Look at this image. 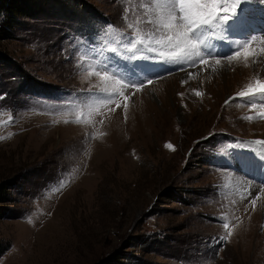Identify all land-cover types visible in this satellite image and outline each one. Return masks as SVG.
Returning a JSON list of instances; mask_svg holds the SVG:
<instances>
[{
  "label": "rangeland",
  "instance_id": "rangeland-1",
  "mask_svg": "<svg viewBox=\"0 0 264 264\" xmlns=\"http://www.w3.org/2000/svg\"><path fill=\"white\" fill-rule=\"evenodd\" d=\"M40 1L0 37V191L7 184L0 241L8 244L0 264H105L116 257L124 264H264V187L230 164L238 156L246 169L256 162L229 151L225 138L264 141V115L238 95L264 82V63L250 64L247 55L264 37L232 54L225 70L210 72L205 56L227 58L208 52L215 30L200 25L190 39L202 58L184 65L168 58L167 68L158 57H130V71L118 66L121 75L112 73V54L168 47L150 27L159 23L151 8L142 0H62L69 14L54 0ZM204 9L193 3L194 12ZM163 18L161 25L176 26ZM94 23L104 33L88 44L78 33ZM136 41L144 43L133 49ZM83 53L95 54L98 65ZM118 78L147 82L126 93Z\"/></svg>",
  "mask_w": 264,
  "mask_h": 264
},
{
  "label": "snow or ice",
  "instance_id": "snow-or-ice-1",
  "mask_svg": "<svg viewBox=\"0 0 264 264\" xmlns=\"http://www.w3.org/2000/svg\"><path fill=\"white\" fill-rule=\"evenodd\" d=\"M186 2V0H175V3L171 5L172 8V13H174L177 9L182 13L179 19V24L184 25L185 23L187 24V29L186 31L182 34V37H177V36H168L166 45L168 47H176V48H181L182 45H185V50L182 51L181 54H173V53H168L166 56L160 55V58H171L176 64L178 65H184L187 64L189 60H192L193 57L196 58H202V54L199 50L198 47V42L194 39H190L191 33L195 28H197L200 25H206V24H213V22H218V21H225L228 20L231 15L235 14V10L233 9L231 12H229L228 9L226 8H221L218 6L219 0H211L212 4V11H207L206 14L198 19H192L190 16L187 14V9L183 7V4ZM239 2V0H238ZM170 13L171 19L175 20L176 17ZM167 28H171L172 25H162ZM185 41H188L187 44H185ZM137 43L143 44V41H136L132 44V48L136 49ZM157 44H164L165 42L163 41H156ZM144 51H150V52H157L156 48H151V49H143ZM262 53H264V49L261 50ZM241 55L240 52H236L235 56L239 57ZM247 55H253V53L248 52ZM234 59L233 56H228L227 60L231 61ZM195 61L193 60V63ZM204 63H207V61H203ZM216 64L220 65L221 61L219 59L216 60ZM152 81H148V83H151ZM143 85H141L142 87ZM135 87V86H133ZM113 94H119V93H109V96ZM257 94H264V82H260L259 80L257 81V84L255 86H249V89L247 91H242L238 93L240 97H253ZM179 95H183L182 93ZM197 96L200 95L199 92L196 93ZM227 103V101H226ZM253 143H264V141H253ZM168 147H172L171 144L168 145ZM251 203L254 205L256 203L255 199L251 200ZM229 227L228 224H224V228L227 229ZM231 233L228 234V236H223L221 237L222 241H227Z\"/></svg>",
  "mask_w": 264,
  "mask_h": 264
},
{
  "label": "trees",
  "instance_id": "trees-1",
  "mask_svg": "<svg viewBox=\"0 0 264 264\" xmlns=\"http://www.w3.org/2000/svg\"><path fill=\"white\" fill-rule=\"evenodd\" d=\"M57 2V4L61 7H64L65 12L71 14L74 11H70L69 9H66L65 7L66 3L62 0H54ZM41 1L40 0H0V37L6 36L9 34V27L14 24L17 15H27L32 14L33 10L39 7L38 5ZM93 9V8H92ZM98 11V10H97ZM94 10V12H97ZM6 187L7 184L2 187V191H0V200L6 198ZM7 242L0 241V254L4 251V249L7 247ZM127 253V252H124ZM119 255H125V254H119ZM117 258V257H116ZM116 258H113V260H107L105 261V264H124V261L122 260H116ZM134 260V262L140 261ZM142 264H149V263H143Z\"/></svg>",
  "mask_w": 264,
  "mask_h": 264
},
{
  "label": "bare ground",
  "instance_id": "bare-ground-1",
  "mask_svg": "<svg viewBox=\"0 0 264 264\" xmlns=\"http://www.w3.org/2000/svg\"><path fill=\"white\" fill-rule=\"evenodd\" d=\"M254 41L255 40H253L249 45H251V44H253L254 43ZM249 45H247L246 47H248ZM246 47H244V49L246 48ZM262 49H264V41L263 42H261V43H259L256 47H255V50H252V51H249V52H251V53H253V55H249V62H250V64L254 61V63H259V62H263L264 63V53H262L261 52V50ZM241 52L243 51V50H240ZM240 51H238V52H240ZM243 53L244 52H242L241 53V55H243ZM236 53H234L233 55H235ZM245 54V53H244ZM232 55V56H233ZM240 55V56H241ZM236 57V56H235ZM234 57V58H235ZM221 58H227V57H221ZM237 58V57H236ZM208 59H206V61H207ZM209 60H210V58H209ZM205 61V60H204ZM221 61V64L220 65H217L216 64V60H214V61H209V62H207V65H208V68L210 69V72H213V70L215 71V72H218V71H223V70H225L226 68H227V61L228 60H220ZM225 62H226V64H225ZM250 64L248 65L249 67H250ZM229 66V65H228ZM204 67V66H203ZM207 69V68H206ZM198 71L199 70H201V67H199L198 69H197ZM189 72H191V71H189ZM188 73H182L181 75H179L180 76V78L182 79V80H186L187 79V75ZM211 75V74H210ZM188 77H189V75H188ZM192 79V78H191ZM167 80V79H166ZM171 86V85H170ZM181 86H183V85H181ZM185 86V85H184ZM188 90V89H187ZM163 91H165V90H163ZM164 95V94H163ZM164 97V96H163ZM166 103V101L164 102V104ZM163 109H161V110H157L156 111V114H161V113H163ZM166 112V111H165ZM158 116V115H157ZM258 186H260V187H264V186H261V185H259L258 184Z\"/></svg>",
  "mask_w": 264,
  "mask_h": 264
}]
</instances>
